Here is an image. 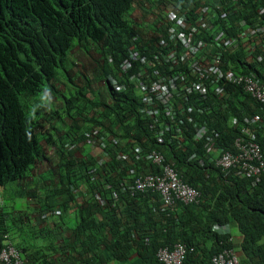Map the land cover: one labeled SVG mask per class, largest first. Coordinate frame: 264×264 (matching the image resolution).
<instances>
[{
	"label": "trees",
	"instance_id": "trees-1",
	"mask_svg": "<svg viewBox=\"0 0 264 264\" xmlns=\"http://www.w3.org/2000/svg\"><path fill=\"white\" fill-rule=\"evenodd\" d=\"M100 0H73L69 8H63L60 0L41 1L39 5L35 0H24L26 6L22 15L29 14L31 22L21 20L19 14L9 13L0 23V185L10 186L15 179L24 177L32 164L40 155L42 130H63L56 128L54 121H70V127L59 138L62 143L66 138H72L70 130L76 128V117L87 112L92 100H88L84 90L65 97L62 91L57 90L59 84L70 83L74 59L71 57V38L78 31L90 33L101 40H105L110 49L111 43H118L119 52L124 55L127 38H123L118 31H126L127 25L121 24L116 11L117 2L108 0L106 6L95 14L86 10L92 3ZM189 8V17L194 20L198 17V0H183ZM130 2V1H129ZM255 9L257 14L264 7V0H239ZM40 7L44 8L41 10ZM123 10L130 12L129 6ZM69 11V12H68ZM68 12V13H67ZM76 18L78 24L71 23L68 16ZM264 23V15L260 16ZM57 25H53L54 22ZM213 35L209 32L204 36L206 41L212 42L219 30H228L227 34L234 32L233 21H222L219 17L212 20ZM29 25L44 28L39 35L34 34ZM90 43L81 46L86 54L90 50ZM261 51L256 47L255 51L248 52L240 44L227 50L224 58V70L233 71L236 80L238 75H254L261 84H264V53L262 62H257V56ZM125 57H115V62L108 67V71L118 76V64ZM238 84V83H236ZM65 85V84H64ZM50 97H56L54 106L56 111H47L41 104V98L45 92ZM63 96L62 101L59 97ZM205 112L210 130L217 137L214 145L217 149L233 150L234 139L241 134V129L246 126V120L254 115H260L256 130H249L254 135V141L260 146L264 155V113L262 106L245 93L238 84H228L226 92L222 96H208ZM110 104L107 105L102 115L107 120L106 131L119 136L122 144L110 145L108 149L112 162L106 164L98 173L94 183L98 184L101 196L108 204L102 208L96 205L88 206L92 212L87 220L79 219L77 228L72 232V238L79 241V248H73L72 253L58 257L59 263L64 264H96L106 263L100 259L95 250L103 251L110 261L116 264H160L156 259L159 248H172L177 243L186 244L191 251L186 252L182 264H210V257L226 246V240L230 236L221 235L213 230V226L229 225L237 228L242 237L240 250L242 251V264H264V174L255 187L251 186L250 180L239 179L230 176L223 179L222 175L212 167H201L197 159L205 161V150L198 146L193 147L191 133L183 134L184 141L179 136H171L164 133L163 143L157 144L156 133L151 129V123H140L126 116V111L132 113L135 104L127 95L111 94ZM47 102V99L45 100ZM58 102H62V105ZM58 105H61L58 106ZM43 108V109H42ZM49 117V121L45 118ZM61 116V117H60ZM113 117L114 122L108 118ZM237 124L232 125L231 121ZM76 121V122H75ZM89 122V121H88ZM48 125V129L44 126ZM158 124V123H157ZM119 127L115 130L116 126ZM256 125V126H257ZM247 127V126H246ZM161 129L160 126L155 127ZM74 132V131H73ZM74 134V133H73ZM105 137L108 135L101 134ZM99 136L100 139L105 137ZM136 146L143 150H159L166 160L165 163H173L179 171L182 179L201 193V202L198 205L184 206L178 204L176 210L169 215L152 212V198L148 195L142 197L140 210L135 205L134 198L122 197L115 206L110 198L111 190H116L117 184L131 166V163L116 161L114 155L120 149L130 153ZM192 152L198 157L194 161H188ZM68 161L66 164L73 162ZM60 167V179L65 185L70 171L63 163ZM96 161L88 158L80 166V176L75 181H70L67 190L59 189L58 196L67 194L66 199L60 203L57 200L46 198L50 208L60 206L69 208V204H75L71 197V187L80 182H90L88 175L90 167H95ZM158 173L159 170L145 164L140 172ZM229 178V179H228ZM227 182H226V181ZM102 182L111 186L110 191L103 189ZM66 186V185H65ZM104 193L109 195L105 197ZM154 199L156 197L154 196ZM118 209V210H116ZM118 211V213H116ZM13 213V211H12ZM97 216H103L107 222H99ZM13 215L6 210L0 209V227L3 235L6 234L10 243L20 252L21 258L26 264H54L56 259L49 261L51 255L45 254L40 257V252L46 250L41 245L35 244L37 238L46 236L40 223L34 221L32 215L18 214L16 236L9 229L8 219ZM130 223H133L131 225ZM111 224V227H106ZM92 225L99 228L93 232ZM1 229V228H0ZM133 239L130 241L131 236ZM2 240V237H0ZM229 246V245H228ZM53 246L47 247L48 249ZM73 247V246H72ZM90 255V256H89ZM38 256V257H37ZM88 256V257H87ZM87 257L86 259H84ZM106 260V258H105ZM108 264V263H106Z\"/></svg>",
	"mask_w": 264,
	"mask_h": 264
},
{
	"label": "clouds",
	"instance_id": "clouds-1",
	"mask_svg": "<svg viewBox=\"0 0 264 264\" xmlns=\"http://www.w3.org/2000/svg\"><path fill=\"white\" fill-rule=\"evenodd\" d=\"M41 1L46 0H35L38 5ZM107 1L100 0L95 4L92 3L89 8L86 6L85 9L99 14L106 6ZM114 1L118 5L116 15H118L119 21L122 22L121 24L127 25L126 31H118L121 37L127 38L124 55L119 52L120 50L117 48L118 43H111L109 49L108 46H105L107 43L105 40H101L90 33L83 34L78 31L70 41L72 49L69 59L70 61L74 59L70 83L64 82L58 85L59 88L55 87L57 94L59 91H62V94L66 97L68 93L71 96V94L77 92L76 90L74 93L67 92V86H75L79 90H84L88 100H92L94 103V105L89 103L90 109L76 117V121L78 122L76 123V128L78 130L69 131L72 132L74 140L66 138L62 143H59V138L61 136L64 137L62 133L66 130H42V138L40 139L42 149L40 155L37 156L35 162L26 172L27 174L24 177L21 176L15 179L10 186L4 187L0 185V209L2 207L6 208L13 215V219H8L7 225L9 229L16 236L15 231L18 227L15 220L18 214L25 216L27 214L32 215L34 221L40 223L41 228L46 233V236L37 238L39 241H35V244L46 248V250L40 252V257H37L41 258L46 253L50 254V262L52 259L57 260V263L54 264H61L58 260L59 256H69L73 248L80 247L78 246L79 241L72 238V232L77 228L79 219H89L88 216L92 211L87 209L88 206L95 204L96 208L97 206L104 208L108 204L107 200L101 196L98 184L94 182L98 178L99 171L106 164L112 162V157L108 152L110 145L120 144L121 148L122 144L119 129L116 130L119 125L115 128L116 133H118L117 135L107 132L106 127L108 123L102 115L107 105L111 103L109 100L111 99V94L119 96L127 95L130 97L133 104H135V109L132 113L126 111V116L140 123H151V129L156 133L157 144L163 143L164 133L171 132V136H179L184 141L183 134L190 132V144L193 147L198 146L202 151L205 150V161L201 158L197 159L201 167H212L222 175L223 179H227L230 176L229 178L235 177L250 180L252 187H255L260 181V178L258 182H254L253 178L246 177L241 164H234L226 169L217 165V161L223 153H228L235 157L237 156L238 149L234 146V142L233 150L223 151L216 148L214 140L217 137L214 131L209 129L210 125L208 124L207 116L204 114L208 110V96L214 97L216 95L220 98V96L225 94L228 84L236 86L239 84L245 93L249 94L253 100L262 106V112L264 113V104L260 103L253 93V90H264V84H261L253 74L250 76L237 74L238 80H236L233 71L224 70L226 51L240 44L248 52L255 51L256 47H258L261 55L257 56V62H262V54L264 53V23H262L260 16L264 15V7H261L256 14L252 6L249 8L250 5L245 2L239 3V0H198V17L192 20L189 17L188 5L183 0ZM72 2L73 0H60L59 6L69 8L70 10ZM25 6L24 0H0V23L9 13L19 14L22 16L21 20L23 22L30 23V15L28 13L22 15ZM127 6L131 8L130 12L123 10ZM40 9L44 10L42 7ZM60 15L68 16L66 13H60ZM215 17H219L222 21L232 20L235 29L232 35L227 34L228 30H219L212 42H209L204 39V36L208 32L209 36L214 34L212 33L214 29L212 20ZM69 19L71 23L78 24L76 18L69 17ZM53 25H57V22L55 21ZM29 27L34 34L39 35L44 25L38 27L29 25ZM87 42L91 45L89 52L85 54L80 47L84 46ZM173 52L176 53L177 57L187 54L185 61L180 62L178 65H174L170 59V62H165L164 57L169 58V54ZM217 53L221 54L219 62L216 61ZM119 56L125 57V59L118 64V76H114L108 71V67L112 66L115 62L114 58ZM205 60L210 65L219 66L224 74V79L221 81L223 83L209 85L208 94L205 99H202L197 92H187L186 88L194 82L188 73V66L194 61L202 62ZM229 74L231 75L230 79L227 78ZM184 76L187 78L185 82L181 78ZM99 83H101V87L98 85ZM217 86L223 89L221 95L214 94L213 92V89ZM174 90L175 92H173ZM166 92L171 93V96L166 95ZM57 94L56 96L62 100L63 96ZM53 101H56V99L54 98ZM167 105L177 112V115L173 119L166 116L165 108ZM58 106L61 107V105ZM189 107L191 108L190 112H188ZM180 110L183 111L179 113ZM255 117H258V119L255 120ZM45 118L48 121L50 120L48 116H45ZM108 119L110 123L115 121L113 117ZM259 122H261L260 115H254L248 118L247 127L243 125L242 128L256 130ZM61 123H70V121L63 118ZM231 123L232 125H236L237 119L235 124L232 121ZM52 124L56 126L57 121H54ZM157 125L161 129L156 130L155 127ZM200 125L205 126L208 131L203 139L195 140V130ZM44 127L46 129L49 128L46 124ZM101 134L108 135L109 137ZM99 136H103L105 139H100ZM208 137L211 139L212 145L209 151L207 150ZM50 149L52 150L51 152ZM87 157L95 159L96 166L89 169V183L80 182L71 187L70 194L75 204H69V208L60 206L50 208L45 199L51 198L57 200V203H60L62 199H66L67 194L64 193L63 196L59 197L58 190H67V187L72 185L69 180L75 181L79 178L81 174L80 166ZM197 157V153L192 152L188 157V161H194ZM114 158L116 161L122 163H131V166L123 173L116 190H111V186L108 183L102 182L105 191L111 190L110 198L113 202L111 207H115L122 197L129 196L130 198H134L135 205L140 210L142 197L148 195L152 198V202H154V205H152L153 213L160 212L169 215L176 210L178 204L192 206L198 205L201 202V193L198 189L191 186L199 193L196 203H184L176 200L168 206L153 186L144 184V179L147 176H164V168L167 166L172 167L179 178L187 184L173 163H165L166 158L161 151H145L141 147L136 146L130 153H126L120 149V152L115 154ZM70 160L74 161L66 164ZM63 163L66 164V168L70 171L68 180L64 182L66 186L61 182L59 175L60 167L64 165ZM145 164L151 165L153 168L158 169L159 172H140V169L144 170ZM39 166H42L44 170L42 171ZM46 173L50 177H44ZM141 184L144 185V188L140 187ZM28 185L36 187L28 189ZM40 191H44V196L40 194ZM104 195L109 198L107 193H104ZM154 196L156 199H154ZM22 198L28 199L27 212L20 211L17 205L16 200ZM97 219L99 222H107L103 216H97ZM130 224L133 225V223ZM106 227H111V224H108ZM0 228V237H2V240H0V250L12 249L17 253L20 261L26 264V261L21 258L20 252L10 243L7 235H3V228ZM99 228L101 227L92 225L91 230L97 232ZM213 230L221 235L229 234L230 236L226 240V246L210 257V264H242V251L240 250L241 235L238 233L240 241H236V238L230 231L229 225L213 226ZM131 237L130 241L133 239V235ZM49 246L53 247L48 249L47 247ZM179 247L185 249V256L188 250H193L182 243H177L172 248H159L156 252L157 261L162 264L158 256L161 250L173 251ZM98 248L95 250V253L100 255V259H104L108 264L115 262L110 261L107 258L108 255L98 250ZM88 260L92 264H96L90 259ZM0 264L4 263L0 262Z\"/></svg>",
	"mask_w": 264,
	"mask_h": 264
},
{
	"label": "built area",
	"instance_id": "built-area-1",
	"mask_svg": "<svg viewBox=\"0 0 264 264\" xmlns=\"http://www.w3.org/2000/svg\"><path fill=\"white\" fill-rule=\"evenodd\" d=\"M193 54V53H192ZM221 54L217 53L216 61L219 62V56ZM187 54L180 55L177 57L176 53L173 52L169 54L168 57H164L165 62H171L174 65H178L180 62H184ZM170 59V60H169ZM188 73L193 78L194 82L186 88L187 92H197L202 99L208 94V86L223 83L224 74L216 65H210L205 61L199 62L194 61L188 66ZM189 76V77H190ZM231 75H227L230 79ZM183 81H187V78L181 77ZM175 92V90L173 91ZM172 92V93H173ZM214 94L221 95L223 89L219 86L213 89ZM254 95L257 100L264 104V90H253ZM166 95L171 96V93L166 92ZM183 110H180L182 112ZM191 108H188V112ZM166 116L173 119L177 112H175L170 106L165 108ZM258 117H255L257 120ZM191 121V119H189ZM248 124V120L245 121ZM235 124L236 121L234 120ZM207 129L205 126H198L195 130L194 139L201 140L207 134ZM255 135L249 131V129L241 130V134L237 136L234 140V146L238 149L237 156L233 157L228 153H223L217 165L222 166L224 169L229 168L234 164H241L244 175L248 178H253L254 182H258L260 175L264 172V158L260 146L254 141ZM211 139L207 138V150H211ZM144 184L153 186L156 191L163 197L164 203L166 205H171L174 201L178 200L184 203L193 202L196 203L199 197V193L196 189L192 188L188 184H185L174 172V169L170 166L164 168V176H147L144 179ZM144 188V185H140ZM159 260L162 264H182L185 257V249L179 247L177 250L168 251L161 250L159 253ZM0 262L4 264H24L20 261L16 252L12 249H2L0 250Z\"/></svg>",
	"mask_w": 264,
	"mask_h": 264
},
{
	"label": "rangeland",
	"instance_id": "rangeland-1",
	"mask_svg": "<svg viewBox=\"0 0 264 264\" xmlns=\"http://www.w3.org/2000/svg\"><path fill=\"white\" fill-rule=\"evenodd\" d=\"M66 90H67V92H71V93H74L75 90L77 92L79 91V89H77L75 86H67ZM48 97H49V94L47 92V95H45L44 97L41 98V104L43 105V107L46 108L47 111H56V107L54 106V104H55L56 101H51ZM66 97L67 98H70L71 96L68 93L66 95ZM53 98L56 99V97H53ZM98 98H99V96H98ZM46 99H47V102H45ZM58 103H60L62 105V102H58ZM60 123H61V121L58 120L57 121V126H59ZM44 177H50V175L48 173H46L44 175ZM35 187L36 186L28 185L27 188L28 189H34ZM40 194L42 196H44V191H40ZM16 202H17V205H18L20 211L27 212V206L29 205L28 199H23V198L22 199H17ZM232 231H233V234H236V235L238 234L237 229H234ZM36 240L39 241V239H36Z\"/></svg>",
	"mask_w": 264,
	"mask_h": 264
},
{
	"label": "crops",
	"instance_id": "crops-1",
	"mask_svg": "<svg viewBox=\"0 0 264 264\" xmlns=\"http://www.w3.org/2000/svg\"><path fill=\"white\" fill-rule=\"evenodd\" d=\"M100 87H101V83H99L98 84ZM58 88H59V86H58ZM47 92L48 91H46L45 92V95H47ZM48 94H49V92H48ZM50 100L51 101H53L54 100V98L53 97H50ZM57 126V125H56ZM70 127V123H60L59 124V126H57V128H62L63 130H67L68 128ZM52 150L50 149V152H51ZM86 155V154H85ZM39 168L43 171L44 169H43V167L42 166H39ZM234 229H237V228H235L234 226H230V231H231V233L233 234V231L232 230H234ZM238 231V230H237ZM239 233V232H238ZM233 236L236 238V241H240V235L239 234H233ZM112 264H116V262H112Z\"/></svg>",
	"mask_w": 264,
	"mask_h": 264
}]
</instances>
